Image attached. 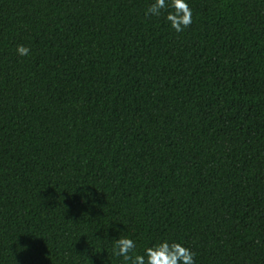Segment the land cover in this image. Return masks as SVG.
<instances>
[{
    "label": "trees",
    "instance_id": "obj_1",
    "mask_svg": "<svg viewBox=\"0 0 264 264\" xmlns=\"http://www.w3.org/2000/svg\"><path fill=\"white\" fill-rule=\"evenodd\" d=\"M152 3L0 0V264H264V0Z\"/></svg>",
    "mask_w": 264,
    "mask_h": 264
},
{
    "label": "clouds",
    "instance_id": "obj_2",
    "mask_svg": "<svg viewBox=\"0 0 264 264\" xmlns=\"http://www.w3.org/2000/svg\"><path fill=\"white\" fill-rule=\"evenodd\" d=\"M167 13L165 19L177 33L183 32L192 23V10L189 0H154L145 15L159 17ZM17 54L28 56L30 48L17 46ZM136 242L129 237H121L116 241L113 255L122 258L123 264H195V254L182 242L162 240L142 253H137Z\"/></svg>",
    "mask_w": 264,
    "mask_h": 264
}]
</instances>
